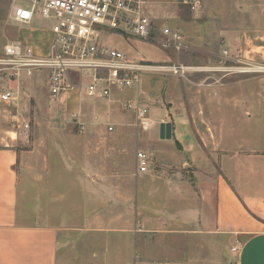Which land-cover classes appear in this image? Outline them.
Masks as SVG:
<instances>
[{
    "label": "crops",
    "instance_id": "1",
    "mask_svg": "<svg viewBox=\"0 0 264 264\" xmlns=\"http://www.w3.org/2000/svg\"><path fill=\"white\" fill-rule=\"evenodd\" d=\"M32 24L23 26L37 33ZM32 38L9 42L48 55L52 32L46 45H41L43 36ZM247 53L242 58L264 62V53ZM42 75L13 82L0 74V94H21L13 102L0 100V264H264V96L248 101L238 93L237 83L213 87V97L207 99L210 89H200L205 97L198 102V126L203 139L216 141L218 147L199 152L191 164L165 144L172 135L171 141L160 138V126L158 137L152 132L139 139L121 132L113 138L130 141L123 148L132 162L136 149L151 154L145 173L138 171L136 160L129 174H119L118 164V174L112 176L111 149L103 133L70 138L71 177L58 180L54 173L43 181L40 220L30 224L24 220L29 181L24 161L31 153L24 149L20 128L27 120L28 99L39 101L47 88ZM77 90L56 99L64 103ZM240 106L257 109L242 131ZM78 140L96 141L89 159L82 160L78 150L90 145ZM79 163L88 179L78 176ZM44 168V173L51 171ZM47 187L54 193L49 205ZM59 188L67 190L60 193Z\"/></svg>",
    "mask_w": 264,
    "mask_h": 264
},
{
    "label": "rangeland",
    "instance_id": "2",
    "mask_svg": "<svg viewBox=\"0 0 264 264\" xmlns=\"http://www.w3.org/2000/svg\"><path fill=\"white\" fill-rule=\"evenodd\" d=\"M143 2V11L151 19L152 24V32L147 39L122 37L110 33L101 36L107 45L121 50L129 60L155 69L143 70L136 85L123 92L115 91L108 100L86 97L84 89L89 79L85 75L79 77L74 73L69 75V79L74 84V89L78 90L71 93L66 102H59L56 98L50 97L47 88L39 101L28 99L25 111L27 120L20 128L23 132L24 149L31 153V157L24 161L29 171L26 187L28 196L25 199L24 210L26 222L33 224L40 220L38 199L39 191L43 189L40 188L43 181H47L49 175L51 179L54 173L58 180L71 177L68 150L70 138L103 133L106 137L105 142L111 149L110 174L112 176L118 174L115 169L119 164L121 166L119 174L125 175L129 174L131 167L136 168L137 151H143L149 156L151 154L145 149H136L132 162L131 155L123 148V145L130 141L115 140L113 139L115 134L128 132L143 139L153 132L158 137L160 124L169 123L172 129V142L165 144L172 145L174 154L183 163L191 164V160L194 157L197 159L199 152L212 153L213 148L218 147L216 141L203 139L201 134L203 128L198 126V102L205 97L200 89L203 87L210 89L205 97L207 99L213 97V87L237 83L238 93L244 94L248 101L253 102L264 96V74L232 73L245 63H251L253 67L264 64L259 59L250 61L242 58L244 52H249L247 53L249 57L264 53V48L257 49V46H264V0H143ZM194 6L196 7L193 8ZM10 8L9 0H0V53L9 41L24 42L28 41L30 36L33 38L43 36L45 41L41 45H46L52 23L35 18L31 26L37 33L31 34L29 27L12 21ZM165 27L180 33L187 47L185 50L176 51L162 46L165 37L160 31ZM224 52L227 55H224ZM224 57H228L232 62L228 61L223 65ZM171 65H183L192 70L183 76H175L168 70ZM38 73L45 74L41 79L44 82L45 78L47 84V72ZM19 94L20 92L16 90V96ZM82 98L86 100L82 102ZM245 98L240 99L243 101ZM127 102H138L142 108L147 109L149 121L147 128L142 130L137 126L134 113L124 108ZM256 110L239 107L237 113L239 131L247 127L245 124L247 118ZM71 111L78 113L72 114ZM79 122L82 123L83 129ZM255 125V129L258 128V125ZM108 127L112 130L108 131ZM78 141L90 145L89 150L84 145L80 151L78 150L82 160L89 159L96 141ZM81 164L83 165V163L78 165V176L88 179L89 175L82 170ZM44 166L46 170L51 171L44 173ZM52 189L47 187V191L49 190L46 193L49 196L47 205L53 201ZM66 190L58 189L60 193ZM78 199L82 200L80 196ZM225 264L234 262L231 260V263Z\"/></svg>",
    "mask_w": 264,
    "mask_h": 264
},
{
    "label": "built area",
    "instance_id": "3",
    "mask_svg": "<svg viewBox=\"0 0 264 264\" xmlns=\"http://www.w3.org/2000/svg\"><path fill=\"white\" fill-rule=\"evenodd\" d=\"M11 19L20 25H30L35 18L50 21L52 41L46 56L36 55L32 48L20 42L5 44L0 53V74L9 81H20L36 73L47 72V90L57 98L75 88L69 79L74 73L89 79L84 94L91 99L108 100L115 91L123 92L139 82L145 69H155L135 63L119 49L107 45L101 34L122 35L147 39L152 32L151 19L143 11V0H9ZM194 6L193 8H195ZM165 37L162 46L183 51L187 47L180 33L167 27L161 29ZM224 55H227L224 52ZM232 62L224 57L222 64ZM172 75H185L190 69L183 65H171ZM264 74V64L253 67L245 63L232 73ZM0 100H17L16 92L6 90ZM134 113L137 126L147 128V109L138 102L124 104ZM83 129L82 123H80ZM108 127V131H111ZM150 156L136 153L138 171H148Z\"/></svg>",
    "mask_w": 264,
    "mask_h": 264
},
{
    "label": "water",
    "instance_id": "4",
    "mask_svg": "<svg viewBox=\"0 0 264 264\" xmlns=\"http://www.w3.org/2000/svg\"><path fill=\"white\" fill-rule=\"evenodd\" d=\"M171 135H172L171 125L169 123L161 124L160 125V138L170 140Z\"/></svg>",
    "mask_w": 264,
    "mask_h": 264
},
{
    "label": "bare ground",
    "instance_id": "5",
    "mask_svg": "<svg viewBox=\"0 0 264 264\" xmlns=\"http://www.w3.org/2000/svg\"><path fill=\"white\" fill-rule=\"evenodd\" d=\"M189 70H190V68H189Z\"/></svg>",
    "mask_w": 264,
    "mask_h": 264
}]
</instances>
